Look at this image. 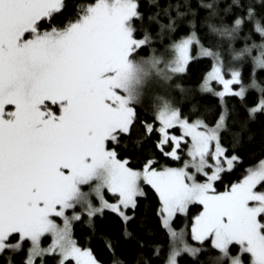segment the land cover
I'll return each instance as SVG.
<instances>
[{
	"label": "snow or ice",
	"instance_id": "6c2138e0",
	"mask_svg": "<svg viewBox=\"0 0 264 264\" xmlns=\"http://www.w3.org/2000/svg\"><path fill=\"white\" fill-rule=\"evenodd\" d=\"M256 68L264 0H0V264H264Z\"/></svg>",
	"mask_w": 264,
	"mask_h": 264
},
{
	"label": "trees",
	"instance_id": "16d2710c",
	"mask_svg": "<svg viewBox=\"0 0 264 264\" xmlns=\"http://www.w3.org/2000/svg\"><path fill=\"white\" fill-rule=\"evenodd\" d=\"M256 43H259L260 37L259 34L255 37ZM249 43H252V41H249ZM143 54V53H142ZM210 63V59H204V58H197L194 55L193 52V60L191 62V67L189 69L188 75L185 77V81L189 86H195L199 79L202 76L203 71L205 70L206 66ZM243 76L245 77V80L247 81L248 77L252 74V66L251 62L247 61L243 64ZM255 75L256 78L259 81H264V70H261L259 68L255 69ZM250 97L257 96L258 93H256L254 90L249 92ZM211 102V101H209ZM150 105L149 98H145V106ZM264 122V117H257L256 121L253 123V128L259 129L260 124ZM155 139V137H153ZM139 150H147L152 151L153 146L152 142H148L143 146V149ZM261 157V145L259 143V140L253 142V145L249 147L245 152V160L248 161L249 164H255L258 163V160ZM133 166H135V163L133 162ZM242 171V169L237 168L235 170V173L232 174L230 177L231 179H236V176L239 175V173ZM229 178H225L224 183L228 182ZM223 185L218 184V188L222 190ZM148 197L149 199L142 202V209L147 208L153 201V192L151 189L148 190ZM177 227L182 226V221H177ZM118 231V223L117 220L114 217V214L110 212H105V215L101 217H97L96 219V230L93 232L89 227L82 223H74L73 228V234L77 238L78 242L82 244V246L89 247L93 250V252L97 255L98 258H100L102 261H105L106 264H110V255L112 250L106 246V240L105 237L110 236ZM48 239H45L44 241L47 242ZM126 246H122L124 248ZM245 259H247V254H245Z\"/></svg>",
	"mask_w": 264,
	"mask_h": 264
},
{
	"label": "rangeland",
	"instance_id": "374dc122",
	"mask_svg": "<svg viewBox=\"0 0 264 264\" xmlns=\"http://www.w3.org/2000/svg\"><path fill=\"white\" fill-rule=\"evenodd\" d=\"M194 55H195V52H194ZM195 56H196V55H195ZM108 195H110V194H108ZM49 241H50V237L48 238L47 242L44 241V243L46 244V243H48Z\"/></svg>",
	"mask_w": 264,
	"mask_h": 264
}]
</instances>
